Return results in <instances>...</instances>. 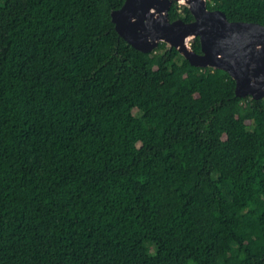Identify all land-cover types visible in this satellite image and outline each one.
<instances>
[{
  "label": "trees",
  "instance_id": "16d2710c",
  "mask_svg": "<svg viewBox=\"0 0 264 264\" xmlns=\"http://www.w3.org/2000/svg\"><path fill=\"white\" fill-rule=\"evenodd\" d=\"M123 2L0 0V264H264V97L134 47Z\"/></svg>",
  "mask_w": 264,
  "mask_h": 264
},
{
  "label": "water",
  "instance_id": "95a60500",
  "mask_svg": "<svg viewBox=\"0 0 264 264\" xmlns=\"http://www.w3.org/2000/svg\"><path fill=\"white\" fill-rule=\"evenodd\" d=\"M174 0H124L112 10L118 33L137 49L154 50L161 41L174 46L193 65L224 69L235 79L238 96L264 97V24L229 20L207 0H176L187 5L194 19L171 20ZM200 38L201 52L191 45Z\"/></svg>",
  "mask_w": 264,
  "mask_h": 264
},
{
  "label": "rangeland",
  "instance_id": "374dc122",
  "mask_svg": "<svg viewBox=\"0 0 264 264\" xmlns=\"http://www.w3.org/2000/svg\"><path fill=\"white\" fill-rule=\"evenodd\" d=\"M208 1V0H207ZM191 41H192V39H191ZM190 41V43H191V45H192V42Z\"/></svg>",
  "mask_w": 264,
  "mask_h": 264
}]
</instances>
